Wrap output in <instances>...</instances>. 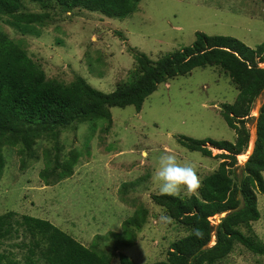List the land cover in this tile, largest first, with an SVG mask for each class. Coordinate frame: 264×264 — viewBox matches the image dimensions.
I'll return each instance as SVG.
<instances>
[{
    "label": "rangeland",
    "instance_id": "1",
    "mask_svg": "<svg viewBox=\"0 0 264 264\" xmlns=\"http://www.w3.org/2000/svg\"><path fill=\"white\" fill-rule=\"evenodd\" d=\"M22 12L45 13L48 18L26 34L9 26L7 17L0 19V28L23 45L46 79L67 85L82 77L106 94L118 82L129 80L135 69V52L156 61L190 46L196 32L232 37L251 49L264 43V0H141L137 12L123 19L82 9L64 12L56 5L44 8L29 1L22 2ZM237 93L229 77L217 68H196L187 76L158 85L139 112L133 106L111 108L112 125L107 131H103L104 120L64 130L60 136L62 154L75 149L80 159L72 176L55 185L46 186L39 178L44 166L41 149L37 162L25 157L21 164L17 148L3 147L0 215L12 211L47 220L86 247L97 242L112 252L110 240L96 237L120 232L122 222L143 206L149 216L137 234V243L119 253L136 264L165 260L170 244L187 232L175 222L163 225L159 221L162 209L151 200L152 195L160 194L152 180L158 157L172 152L181 162L192 163L202 183L218 168L221 160L213 157L222 151L207 144L213 156L207 158L181 146L177 138L234 143L235 132L226 125L220 110L222 105L232 104ZM263 101L264 90L251 111L254 119L246 124L249 144L236 158L237 167L243 166L252 152L256 109ZM240 172L238 168L236 173ZM178 196L188 197L183 191ZM256 197L260 218L252 223V229L264 244V195L256 193ZM225 215L210 218L214 230ZM213 234L209 246L215 241ZM22 240L15 236L3 241L0 253L17 264H27L25 251L16 247ZM112 264H120L117 254ZM218 264H264V256L236 244Z\"/></svg>",
    "mask_w": 264,
    "mask_h": 264
},
{
    "label": "trees",
    "instance_id": "2",
    "mask_svg": "<svg viewBox=\"0 0 264 264\" xmlns=\"http://www.w3.org/2000/svg\"><path fill=\"white\" fill-rule=\"evenodd\" d=\"M23 1L44 8L56 5L64 12L82 9L123 19L137 12L141 0H0V19L7 17L9 26L26 34L35 25H43L48 15L22 12ZM134 59L135 69L129 80L118 82L111 93L93 88L82 77L66 85L46 79L42 67L28 56L23 45L0 28V175L4 166L2 148L12 147L17 148L21 164L25 157L37 162L41 149L44 166L39 178L46 186L68 179L79 163L80 153L73 149L62 154L60 136L64 130L104 120L103 131H107L112 125L111 108L133 106L139 112L158 85L187 76L196 68H217L229 77L238 92L235 101L222 105L220 110L226 125L235 132V142L177 138L181 146L207 158L213 157L207 144L222 151L213 157L221 162L202 180L196 194L151 196L153 204L166 210L187 232L170 244L165 260L152 264H218L232 253L236 244L264 256V244L252 229V223L260 218L256 193L264 195V101L256 118L253 151L241 167H237L236 159L248 147L250 135L246 124L254 119L251 111L264 90V69L259 67L264 63V43L251 49L232 37L196 32L190 46L162 55L156 61L138 52ZM238 168L240 174L236 173ZM224 213L214 230L209 218ZM148 216V210L139 206L122 222L120 232L96 237L110 240L109 252L97 242L90 247L82 245L47 220L9 211L0 215V244L20 236L23 240L16 247L25 251L27 264H112L116 254L120 264H136L119 251L137 243V234ZM196 228L202 231V237L192 234ZM213 232L215 241L209 246ZM0 264L17 263L0 253Z\"/></svg>",
    "mask_w": 264,
    "mask_h": 264
},
{
    "label": "clouds",
    "instance_id": "3",
    "mask_svg": "<svg viewBox=\"0 0 264 264\" xmlns=\"http://www.w3.org/2000/svg\"><path fill=\"white\" fill-rule=\"evenodd\" d=\"M261 64H259V67ZM152 180L157 185L160 194L168 196H178L182 191L185 195L191 196L201 185L196 167L192 163L181 162L178 160L177 155L172 152L158 157V167L153 172ZM159 221L163 225L174 223L166 210H161ZM192 234L198 238L203 235L198 228L193 229Z\"/></svg>",
    "mask_w": 264,
    "mask_h": 264
},
{
    "label": "water",
    "instance_id": "4",
    "mask_svg": "<svg viewBox=\"0 0 264 264\" xmlns=\"http://www.w3.org/2000/svg\"><path fill=\"white\" fill-rule=\"evenodd\" d=\"M259 110H260V108H257L256 109V113H257V116L259 115ZM256 137H257V134H256V129H255V131L253 132V138H252V144H253V148H254V144H255V141H256ZM252 151H253V149H252ZM252 153V152H251Z\"/></svg>",
    "mask_w": 264,
    "mask_h": 264
},
{
    "label": "built area",
    "instance_id": "5",
    "mask_svg": "<svg viewBox=\"0 0 264 264\" xmlns=\"http://www.w3.org/2000/svg\"><path fill=\"white\" fill-rule=\"evenodd\" d=\"M260 67H262V68H264V63L263 64H261V66ZM209 221H210V218H209ZM210 223H211V221H210ZM214 244V243H213Z\"/></svg>",
    "mask_w": 264,
    "mask_h": 264
}]
</instances>
